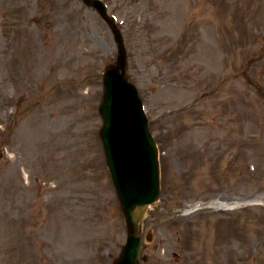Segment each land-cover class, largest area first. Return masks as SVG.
Listing matches in <instances>:
<instances>
[{
  "label": "rangeland",
  "instance_id": "rangeland-1",
  "mask_svg": "<svg viewBox=\"0 0 264 264\" xmlns=\"http://www.w3.org/2000/svg\"><path fill=\"white\" fill-rule=\"evenodd\" d=\"M159 144L141 264H264V0H103ZM118 45L81 0H0V264H114L100 130Z\"/></svg>",
  "mask_w": 264,
  "mask_h": 264
},
{
  "label": "water",
  "instance_id": "water-1",
  "mask_svg": "<svg viewBox=\"0 0 264 264\" xmlns=\"http://www.w3.org/2000/svg\"><path fill=\"white\" fill-rule=\"evenodd\" d=\"M82 1L99 12L118 44L117 64L109 65L103 75L100 137L127 225L126 244L114 264H140L143 245L140 225L161 193L159 152L143 101L127 76L128 56L115 19L108 15L101 0Z\"/></svg>",
  "mask_w": 264,
  "mask_h": 264
}]
</instances>
